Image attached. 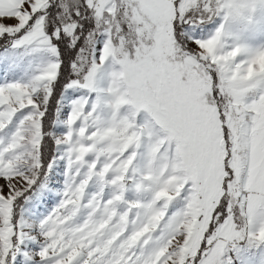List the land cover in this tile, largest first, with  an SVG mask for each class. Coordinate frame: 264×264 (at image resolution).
Here are the masks:
<instances>
[{"label": "snow or ice", "instance_id": "obj_1", "mask_svg": "<svg viewBox=\"0 0 264 264\" xmlns=\"http://www.w3.org/2000/svg\"><path fill=\"white\" fill-rule=\"evenodd\" d=\"M0 264H264V0H0Z\"/></svg>", "mask_w": 264, "mask_h": 264}]
</instances>
